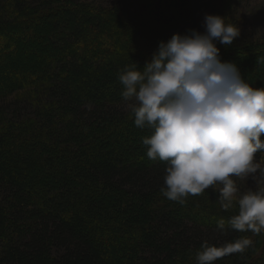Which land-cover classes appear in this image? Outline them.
<instances>
[{"label": "trees", "instance_id": "16d2710c", "mask_svg": "<svg viewBox=\"0 0 264 264\" xmlns=\"http://www.w3.org/2000/svg\"><path fill=\"white\" fill-rule=\"evenodd\" d=\"M182 1H161L164 21L158 0H0V64H14L21 47L5 33L36 36L28 23L41 20L46 38L35 51L44 63H23L12 79H0V101L13 105H0V264H197L203 242L240 238L251 246L215 264H264V232L231 229L238 205L223 210L219 188L183 205L163 196L166 162L149 159L142 144L151 131L119 108V73L147 60L107 58L132 54L138 40L170 39L171 10ZM216 46L232 63L264 55V40ZM253 65L238 69L264 87V70Z\"/></svg>", "mask_w": 264, "mask_h": 264}, {"label": "clouds", "instance_id": "9594fccd", "mask_svg": "<svg viewBox=\"0 0 264 264\" xmlns=\"http://www.w3.org/2000/svg\"><path fill=\"white\" fill-rule=\"evenodd\" d=\"M204 31L174 33L160 41L143 68L125 67L118 79L134 125L149 129L142 138L151 160L166 162L161 193L183 205L188 196L218 189L223 210L238 205L228 226L239 232H264V87L254 88L237 65L220 59L216 41L231 45L238 27L224 17L205 14ZM259 62V61H258ZM233 177L256 182L257 190L238 196ZM225 230V221H218ZM252 241L240 238L223 245L201 244L197 264L243 253Z\"/></svg>", "mask_w": 264, "mask_h": 264}, {"label": "rangeland", "instance_id": "374dc122", "mask_svg": "<svg viewBox=\"0 0 264 264\" xmlns=\"http://www.w3.org/2000/svg\"><path fill=\"white\" fill-rule=\"evenodd\" d=\"M25 2H29L31 4L37 3L39 0H22ZM87 1H94L99 2L103 1L106 2L108 0H87ZM130 1V0H128ZM159 1L160 10L163 11L162 20L167 21L169 16L164 10V2ZM181 3V2H180ZM183 8L181 10L180 8ZM179 9L171 10L176 12V15L170 18V23L166 29V35L172 36L174 33H181V32H189L192 29L197 31L203 32V20L205 14H215L224 17L226 24H232L239 28L240 35L236 37V40L240 41V43L244 42H259L264 40V0H183ZM36 26V36L33 37L27 36L23 37L18 34L12 33L9 34L5 33L4 36H7L11 39L14 43L17 44L19 48L18 55L15 56L12 64L10 66V59L8 61H4L0 64V79L4 77L13 78L16 74L15 72L21 70L23 63H28L32 61L33 63L41 64L45 62V58H40V55L36 56L35 51L39 46V42H43L46 40L44 35L41 33L40 28H43L44 23L40 21H31L28 24ZM122 33V32H121ZM114 35V36H113ZM104 35H101L103 37ZM112 38L115 37V34L112 32L109 34ZM92 37V36H91ZM120 41L122 40L119 37ZM157 43H153L150 41L141 42L140 40L137 41L135 48L133 45V53L124 54L121 53L117 57L110 56L107 58V61L113 62L117 60H128L129 58L135 57L136 60L143 58L149 61L152 57L153 52L158 48L159 45ZM121 43V42H120ZM28 46V47H27ZM6 49H3L5 51ZM7 52H13L10 49L6 50ZM50 51L47 49L43 53L45 57L49 56ZM264 54V53H263ZM5 56L0 52V60H3ZM226 58V57H225ZM230 58V56H229ZM259 61V62H258ZM237 67L242 69L248 67L252 63L254 64L252 67L256 68V70H264V55L257 54L252 57H239L237 62H234ZM17 74H20L19 72ZM28 74V73H27ZM8 99L4 101H0L1 106H13L12 101L7 104ZM15 106V105H14ZM119 108L121 111L128 110L125 107V102H123ZM15 114L20 116L22 113L18 109H14ZM149 134V132L147 131ZM145 135H148V134ZM263 153L260 155H256L257 162L264 165V157ZM237 187H238V196L243 195L244 193L248 192L249 190L256 191L257 185L254 180L249 177L248 179H240L233 177ZM221 187V185H216V188Z\"/></svg>", "mask_w": 264, "mask_h": 264}]
</instances>
